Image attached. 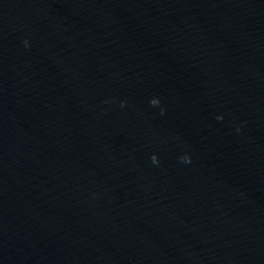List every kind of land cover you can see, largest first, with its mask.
I'll return each mask as SVG.
<instances>
[{
	"label": "water",
	"instance_id": "obj_1",
	"mask_svg": "<svg viewBox=\"0 0 264 264\" xmlns=\"http://www.w3.org/2000/svg\"><path fill=\"white\" fill-rule=\"evenodd\" d=\"M0 264H264V0H0Z\"/></svg>",
	"mask_w": 264,
	"mask_h": 264
},
{
	"label": "clouds",
	"instance_id": "obj_2",
	"mask_svg": "<svg viewBox=\"0 0 264 264\" xmlns=\"http://www.w3.org/2000/svg\"><path fill=\"white\" fill-rule=\"evenodd\" d=\"M25 46H27V42L25 41ZM159 102L157 101V100H152L151 101V104L152 105H157ZM218 119H221L220 117H218ZM152 162L155 164V163H158V161H157V157L154 155L153 157H152ZM181 162H183V163H190V158H188V157H181Z\"/></svg>",
	"mask_w": 264,
	"mask_h": 264
}]
</instances>
